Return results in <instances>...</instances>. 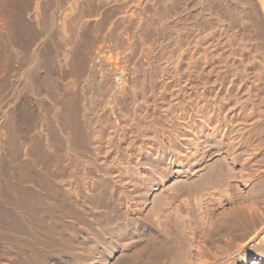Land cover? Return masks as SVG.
<instances>
[{"label":"rangeland","instance_id":"rangeland-1","mask_svg":"<svg viewBox=\"0 0 264 264\" xmlns=\"http://www.w3.org/2000/svg\"><path fill=\"white\" fill-rule=\"evenodd\" d=\"M207 1L0 0V204L3 207L0 209L8 215L1 213L0 223L6 220L8 224L4 223L7 227L15 223L17 226L15 234L10 235L7 232L10 229L4 223L0 224V264H98L96 259L102 255L100 246L103 242L92 245L86 252L80 248L86 232H94L92 227L96 222L103 228L115 226L116 223L122 225L128 214L146 219L158 229L166 228L168 224L163 221L165 217L161 215L162 226L157 214L166 206L167 194L174 199V204L165 213L172 212L171 216L175 217L173 212L176 205L187 198L189 188L205 172L207 159L221 157L216 153L209 159L208 154L204 153L216 143L210 138L209 131L219 122L216 121L218 118L210 119V122L206 120L208 127L205 124L206 128L202 127L203 119L198 106V112L194 111L198 115L196 125L199 138L196 144L192 143L193 89L188 88L187 70L192 63L189 47L194 41L193 34H196L192 32L195 30H192L194 23L201 33L207 29L205 26L214 25L209 17L223 16L224 25L229 20L227 25L238 27V30L235 29L244 37L241 40L238 36L240 42L237 43L235 38V41L232 39L233 35L229 39L233 42L231 44L228 39L224 41L230 31L226 33V30L214 27L218 30H213L214 37L211 39L215 40L210 39L212 46L207 47L211 48L207 54L214 55L212 51L215 53L217 49L215 55L220 54L214 58L224 61L226 56L224 62H233L230 63L232 67L228 70L229 74L227 69L221 68L219 71L223 73L212 70L211 73L208 71V75L204 71L208 64L202 66L203 63H199L198 71L203 70L205 76L212 79L198 72L195 90L201 91L202 86L198 82L204 77L212 83L208 82L209 86H222L221 98L226 97L229 91L232 97L233 94L234 97L240 95V100H243L237 108H241L240 105L242 108L247 107L252 100H258V107L261 105L260 108H264V36L261 37L257 32L255 20L259 17L254 11L259 0ZM261 15L264 17L263 13ZM242 43L258 53V56L255 55L256 60L252 58L254 61H249L251 67L248 62L243 64L246 60L242 56H245L246 50H243ZM237 44L243 46V52ZM230 48H234L236 53ZM228 51L234 52V55L227 54ZM209 58L210 67L220 63L213 56ZM40 59L42 61L35 70L36 76L32 83L29 71ZM253 62L258 67L262 66L263 72L259 68L262 73L257 66L254 67ZM244 65H247L246 68ZM248 69L249 75L254 77L257 73V78L259 75L258 80L252 76L249 79ZM237 72L239 76L234 74ZM230 74L238 79H235V83H238H234L238 89L233 86L232 90L233 78L230 77L233 76ZM244 103H247L246 106ZM212 108L209 107L208 115H214L215 109ZM112 127L119 131L115 137L114 153L118 152L123 159H128V151L120 138L122 131L139 132L134 148L137 151L133 152H140V156L138 160L137 155L131 159L133 163H138L135 165L138 178H134L132 184L127 182L129 180L120 183L124 192H120L117 187L113 189L107 183L93 186L94 179H98L96 163H100L94 159L108 156L104 152L106 136ZM96 131L103 134L99 143L95 140ZM257 132H253L249 139L253 144H250V148H253L248 151L251 154L255 149V164L263 168L264 132L262 134L260 131L261 135ZM152 138L163 141L166 151L174 155V162L156 159L154 148L157 145L150 146ZM196 145L199 146L198 150L194 149ZM248 151L246 149V154L242 150L241 159L238 158L235 164L238 171L243 170L242 174L251 173L250 162L243 160L248 158ZM241 164H245L243 169ZM84 170H87V180ZM75 176L78 179L81 177L79 180L85 184L76 191L74 189V192L68 184ZM144 179L146 186L142 183ZM257 180L262 179L257 177L254 182ZM135 182L141 183L140 186L136 187ZM247 190L246 187H240L241 199L236 206L251 201L246 195ZM16 198H21V202ZM258 204L263 207L264 201ZM180 207L183 215L186 214V206L180 204ZM195 209L196 206L192 211L191 223L194 231L186 232L191 262L207 264L206 259L216 262L213 256L215 245L225 243L214 241L208 229L202 232ZM3 217L10 219L4 220ZM29 221H32L38 236L34 242L28 241ZM176 229L174 235L177 234ZM104 233V238L108 239L110 234L105 229ZM165 233L170 237L168 231ZM183 236L185 233L178 235L179 238ZM144 239L131 227L124 228L118 260L124 263L130 256H138V264H141L145 255L142 250ZM176 240V237L171 239L173 248L166 254L163 264H171L176 253ZM42 247L43 252L40 250ZM261 254H264V241L259 239L243 247L241 252H235L226 264H264V256L257 258Z\"/></svg>","mask_w":264,"mask_h":264},{"label":"bare ground","instance_id":"bare-ground-1","mask_svg":"<svg viewBox=\"0 0 264 264\" xmlns=\"http://www.w3.org/2000/svg\"><path fill=\"white\" fill-rule=\"evenodd\" d=\"M220 2L221 1H219V3ZM228 2H230V1H228ZM232 2H233V0H232ZM199 3H200V1H199ZM195 4H197V3H195ZM205 6H204V9H207ZM210 8H211V5H210ZM254 8H255L254 11H255L256 15L260 14V16L257 15V17H259V19L256 17L257 19L255 20L256 21L255 23H256V27L258 29L257 32L262 37V36H264V17L261 14L263 13V15H264V0H259V4H256ZM208 9H209V7H208ZM259 11H260V13H259ZM261 11H262V13H261ZM227 13H229V12H227ZM256 15H254V17ZM225 16H226V14H225ZM222 18H223V16H222ZM222 18L219 15H215L211 18L209 17V20L212 19V21H214V23H212L214 25H210L211 27L205 26V27H207V29H208V27H210L212 29L209 28V30H207L206 28H202V29H204V30L206 29V30L205 31L202 30L201 33H200V29L198 30V28H197L198 26H195L196 23H194V25L192 24L193 25V28L191 26L192 30L195 29L192 32H194L196 34H193V35H195L194 41H193L192 45H190V47H189V48H191L190 54L192 56V61H191L192 63H190L189 66L187 65L188 66V70H187L188 75L186 74L187 80H188L187 81L188 88L190 90L193 89L191 91L192 92L191 93L192 94V100H193L191 106H193V108H194L193 109L194 113H193V117H192V122H194L193 123L194 125L192 124V127H191V135L193 136L192 143L196 144L195 142H198L197 139L199 138L198 137V130H197L198 127L196 125V120H197L196 117H198V115H197L198 110L196 108L200 107L199 110H200V113L202 114L201 118L203 119V122H202L203 126L202 127L206 126V122H207L206 120H209V122H210L211 121L210 119L218 118V120H216V121L219 122V124L216 123L217 124V126L215 125L216 127H214V128H212L213 126L211 127L213 130L209 129L210 130L209 131L210 132V134H209L210 138L212 139V141L216 140V143H215L216 147L214 144L210 145V146H214V147H209L208 149H206V151H204V153L208 154L207 158H209V159L213 155H215L216 153L220 154L221 157L220 158L218 157L217 159L215 158L214 160L212 158L213 161L207 159L208 163L206 162L207 164H206L205 172L199 176V179L194 183L193 187L189 188V193L187 195V198L181 200L180 204L186 206V209H187L186 214L183 215L180 204L176 205L175 210L173 212L175 214V217L171 216L172 212L165 213V211H167L174 204V199L172 197H170V195L167 194V199L165 201L166 206L164 208H161L157 214V220L160 221V225H162V220L160 219L161 215H163L165 217L163 221L166 224H168V225H166V228H164L165 227L164 226L163 228L158 229L153 224L146 221V219L144 220V219H141L140 217L129 216L128 214H127V218L124 220L122 225H121V223H116L115 226H109V227L103 228L100 223L96 222L94 224V227H92L94 229L93 230L94 232L93 233L92 232H86L87 235L84 238V241L82 242L80 248L82 249L83 252H86L88 250V248L91 247L92 245H96V243H97V245L98 244L100 245V243L103 242V245L101 244V246H100V248H101L100 254H102V255L100 258L96 259V262H98V264H138V262H139L138 256H134V257L130 256V258L128 257L129 259L125 260L124 263H121L118 260L119 256H117V254H118L119 250L122 249L121 248V242H120L121 241L120 240L121 232L124 230V228H127L128 226L131 227V229L133 231H135L139 236H143V238H145L143 241V245H142L143 246L142 250L144 251L145 255H144V259H143L141 264H163V260L166 256V254L168 253V251H170L173 248L171 239H173L175 237L177 238V240H176V247L177 248H176V253L172 257L171 264H192L191 256H190L191 255L190 254L191 249L189 248V245H190L189 239H188L189 237L186 236V232L187 231H190V232L194 231V227L192 226L191 223L193 220L192 211L194 210L195 206H196V209H195L196 215L200 219V227H201L202 232L205 231L206 229H208L210 237L213 238L214 241L219 240V241H223L225 243L223 245L222 244L215 245L216 251L213 252V256H214V259L216 260V262H209L208 259H206L205 262H207V264H226V262H228L233 257L234 253L235 252H241L243 247L246 248L249 244H251L255 241H258L259 239L264 241V206L261 207L258 204V203L264 201V190H263L264 189V187H263L264 186V167L263 168L261 167L262 168L261 169L260 167L257 166V164H255V161L257 158L256 153H254L255 149L252 150L253 152L251 151L252 152L251 154H250V151H248L249 149L251 150L253 148V147L250 148L251 140H249L251 138V136H253L252 133L257 132V131H259V132L262 131L260 133L263 134V132H264V108L263 107L260 108L261 105L258 107V105L260 104L259 102H258V104L256 103L258 100L257 101H253V100L251 101L250 100L251 102H249L247 107H244V104H245L244 103L243 104L244 108H242L241 105H240L241 108H237L236 106L238 104H240V101L242 103V100H243V98H241V100H240V98H239L240 95L239 96L237 95L238 99H237V96L234 97L235 94H233L234 96L232 97L231 96L232 94L227 89V91H229V93L227 94L226 97L221 98L222 96H220V93H221V90L223 89L222 86L220 84H217V85H219V87H215V86L211 87V86H209L210 85L209 83H211V82L209 80L207 81V79H212V78L208 77V75H210L208 73V71L211 73V71L213 70V72L216 71V73L219 74V72L221 71L220 69L222 68V69H227V71L226 70L225 71L229 74L230 72H228V70H229V68L231 69V67H232L231 64L233 63V62L232 63L230 62L231 63L230 64L229 60L224 62L226 60V56H225V58L223 56H220V57L225 59L224 61H222L223 59L220 61L221 58H218V59L216 58L217 59L216 60L214 57H217V55L220 54L217 52L218 54L215 55L217 49L216 50L214 49L215 53L212 51V53L214 55L207 54V50L211 49V48H207V47L212 46L210 44L211 43L210 39L212 37H214L213 30H215V32H216V30H218V29H214V27L219 28L221 31L226 30V33L228 31H230V34L227 35L228 37H226V36H225L226 38L223 37V38H225L224 41H226V39H228L227 41L230 42L233 35H234V37L232 39L234 40V38H235L237 43L240 42L238 40H240L241 38H244L238 34V31H237L238 27L237 28L233 27V26L229 27L227 25V23L230 22L229 20H226L228 22L226 23V25H224V22H223L224 18L223 19ZM234 20H235V18H234ZM233 22H231L230 24L232 25ZM235 22H237V21H235ZM239 22L241 23V21H239ZM199 23H200V21H199ZM240 26H242V24H240ZM195 31H197V32H195ZM231 31H233V32H231ZM212 33H213V36H212ZM231 33H233V34H231ZM242 33H243V31H242ZM223 34H224V32H223ZM215 35L217 36L216 33H215ZM238 36H240L239 37L240 39H238ZM211 40H215V38L211 39ZM243 40H245V39H243ZM190 42H191V40H190ZM229 42H226V43H229ZM241 42H243V41H241ZM244 42H246V41H244ZM246 43H242V45L244 46L243 50H246V53L244 52L245 56L244 57L242 56V58L243 59L245 58V60H246L243 62V64L245 62H248V64L250 65L252 63V61H254V60H252V58L257 57L258 53L256 54V52L254 50H250L249 46H248L249 47V49H248V47L245 46ZM213 44L215 45L216 42L215 43L213 42ZM218 44H220V41ZM231 44H228V46L232 47V46H230ZM237 45L239 46V44H237ZM243 46H241V47H243ZM229 50H232V49L230 48ZM241 50H242V48H241ZM243 50H242V52H243ZM232 51H234V48ZM219 52H221V51H219ZM224 53H226V52H224ZM233 53H231V52L229 53V51H228L227 54L231 55ZM244 54H242V55H244ZM221 55H223V53ZM255 55H257V56H255ZM191 56H190V58H191ZM210 56L211 57L213 56L215 61L219 60L220 63L224 62V63H222V65L219 62H218V64L216 63L214 65L217 67V65L220 64L221 66H218L219 69H217L218 67L215 68L213 66V64H212V67H210V65H211V63L209 65V59H210L209 57ZM240 58H241V56H240ZM232 60H234V59H231V61ZM250 60H251V63H249ZM255 60H256V58H255ZM41 61L42 60L40 59L38 61V63L35 64V67L31 68V70L29 71V76H30V80L32 81V83H34L33 78H35V76H36L35 70H36L37 66L40 65ZM201 62L203 63L202 66L208 64V65H206L207 70L206 69L204 70V71H207L206 73H208V75H207L208 78L205 76L206 73L202 70L203 75L207 79L204 77H203V79L201 78L202 81L198 82V83H201V84H198L199 86L200 85L202 86L201 91L199 89H197L198 90L197 91V90H195V87L197 88L196 76L199 77L198 72L202 73L201 71H198L199 68H197V66H199L200 65L199 63H201ZM212 62H214V61H212ZM255 63L256 62H253L254 67L257 66L258 61H257L256 65H255ZM240 64H242V63L240 62ZM243 64H242V68H243ZM247 65H244L245 68ZM250 67H251V65H250ZM261 67L257 66L258 70L260 68V70L262 71ZM208 68H210V69H208ZM255 68H253V69H255ZM242 70H241V72H242ZM247 71H248L247 72V74H248L249 69ZM259 71H257L255 69V72H259ZM261 71H260V73H262L264 70L262 72ZM252 72H254V71H252ZM220 73H223V71ZM213 74L216 76L215 73H212L211 75H213ZM234 74H238V72L234 73ZM255 74H256V76H254V77L258 80L259 75L257 78V73H255ZM230 75H232V74H230ZM245 75H246V73H245ZM200 76H202V75H200ZM215 76H213L214 77L213 79H215L214 81L217 83ZM236 76H239V74ZM250 76L253 77V75H249V79L251 78ZM230 78L231 79L233 78L231 80L232 84L229 81V83L232 85L231 88L233 86L236 87L235 84L238 83V81H236V83H235V79H237V78L234 76L230 77ZM245 78L247 79V76ZM217 80L219 81L220 79L218 78ZM239 80L241 81L240 77H239ZM242 80H244V79H242ZM255 80H254V82H255ZM198 81H200V80H198ZM248 83H250V82H248ZM260 83H262V82H260ZM230 84H229V86H230ZM223 85H224V82H223ZM238 85H240V84H238ZM227 87L228 86H226V88ZM251 87H249V88H251ZM229 89H230V87H229ZM247 89H248V87H247ZM232 90H233V88H232ZM249 91L250 90H248V92ZM231 92H233V91H231ZM236 94H238V93H236ZM219 96L221 99L219 98ZM243 96H244V94H243ZM246 96H247V94H246ZM246 96H245V100H246ZM199 97H200V102L197 103ZM232 98H235V99H232ZM247 98L250 99V97H248V96H247ZM249 99H247V101ZM251 99H254V98H251ZM261 99L262 98L260 97V102L262 101ZM245 100H244V102H245ZM262 102H264V101H262ZM246 104H245V106H246ZM105 106H106V104H105ZM196 106H198V107H196ZM210 106H212L215 109L214 115H212V116L208 115ZM194 110H196L197 112L195 113ZM202 119H198V120L200 121ZM97 121H98V119H97ZM204 124H205V126H204ZM199 127H200V125H199ZM206 127H208V126H206ZM260 129H262V130H260ZM204 130L205 129L203 128V131ZM117 132H119V131H117L116 127H112V128H110V131L106 136V147H105L106 150L104 152L108 153V156L105 158H100V159L95 158L94 159V161H98L100 163H96L98 179H94L93 186H98V185H101L102 183H107L108 185H111V187L113 189H115V187H117V189L120 190V192H124V190L122 189V185L120 186V183L124 182L125 180H129L127 182H130L132 184L134 178H138L136 173H135V165L138 163H133L131 161V159L133 158V155H137L136 156L137 160L140 156V152H136V153L133 152V151H137L134 148H135V145L137 144L136 143V137L139 136V132H137L136 130L130 131V132H128L126 130L122 131V136L120 138H122L123 141L125 142L124 148L126 149V151H128V153H127L128 159H123L118 152L114 153V151L116 150L115 137H116ZM259 132H257V133H259ZM133 134H136V135L133 136ZM102 135H101V133L96 131V138H95L96 142L99 143L100 141H102ZM252 138L254 141V137H252ZM262 139H264L263 136H262ZM152 141H153V143H151L150 146L154 147V145H157L154 148L156 150V153H157V156H156L157 160H159L161 162L162 161L164 162V160H166V159H168V160L170 159L171 162L175 161V160H172L174 158V155H172L170 152L168 153L166 151V146L164 145L162 140L152 138ZM251 145L253 146V144H251ZM258 145H261V143L260 144L258 143ZM198 148H199L198 145H196L194 147V149H196V150H198ZM214 148L216 149L215 152L213 151V150H215ZM261 148H259V150ZM263 148H264V146H263ZM246 149L249 153L248 154L249 156L247 155L248 158L245 157L246 159H243V158L242 159L245 160V162H250L248 164H249V167L251 168L250 169L251 173L242 174L241 172L243 170L238 171L237 168H235V164L238 163V158H240V156H242L243 152L246 153ZM256 149H258V148H256ZM242 150H243V152H242ZM259 150H257L256 152H258ZM99 153L101 154V152H99ZM99 153H97V154H99ZM112 153H114V154H112ZM223 153H224V155H223ZM263 155H264V153H263ZM245 164H241V166H242L241 169H243L244 165H245V167L247 166V163H245ZM247 168H248V166H247ZM86 171L87 170H84L83 173H84V177L87 180L88 177H87ZM253 172H257V173L254 174ZM257 177L258 178L260 177L262 179L260 181L257 180V182H256L259 186L256 185V183L254 182V180H256ZM79 179L76 178V176H75V178L73 177V179H71V181L68 184L70 186V188L69 187H67V188H69L70 190L73 189V191H74V189H75V191L78 190L79 187L82 186V184H85L84 182H82L83 180L80 181ZM82 179H83V176H82ZM142 183L144 184V186H146V180L145 179L143 180ZM253 183H255V185ZM140 184H137V182H135V186L138 185V187H139ZM241 186L246 187L248 189L246 192V195H247V197L251 198V201H250L251 203L249 202V203L244 204L243 206H236L235 204L239 203L240 201L238 202V200L241 199V193H240L241 191H239ZM260 186H262V188ZM18 193H21V192L18 191ZM13 194H15V193L13 192ZM20 199H17V201H19ZM19 202H21V201H19ZM18 203H16V205ZM229 204H233L231 208L228 207ZM0 207H2V205ZM2 208L0 210L3 212H0V214L5 213V211L2 210ZM5 214L7 215V213H5ZM6 217H3L4 220ZM8 218H6V219L9 220L10 218L9 219ZM5 221H3L0 224H3ZM11 221L12 220H10V222ZM5 223L8 224V221ZM5 223H4V225H6ZM179 223H181L180 229H179ZM15 224L14 225L10 224V228L7 227V225H6V227L10 229L9 231H7L10 233V235L15 234L14 230H15V228H17V226ZM27 227H28V233H29V237H30L29 239L27 238L28 241L34 242L35 240H38V236L35 232L32 221L31 222L29 221V224ZM175 228H177L176 229L177 234L174 235ZM104 229L107 230V232L110 234L108 239L104 238V234H105ZM166 231L169 232L168 234H170L171 238L166 235V233H165ZM181 233H185V236H183L184 238L178 237V235ZM238 239L241 241L237 242ZM40 250L43 252L44 247L40 248ZM260 256L263 257L264 254L258 255L257 258H260ZM76 264H80V263H76Z\"/></svg>","mask_w":264,"mask_h":264}]
</instances>
